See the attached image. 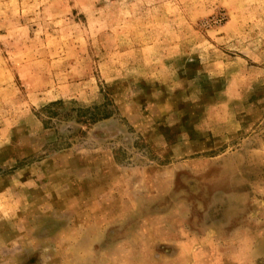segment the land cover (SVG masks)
Instances as JSON below:
<instances>
[{
    "label": "rangeland",
    "instance_id": "1",
    "mask_svg": "<svg viewBox=\"0 0 264 264\" xmlns=\"http://www.w3.org/2000/svg\"><path fill=\"white\" fill-rule=\"evenodd\" d=\"M0 264H264V0H0Z\"/></svg>",
    "mask_w": 264,
    "mask_h": 264
}]
</instances>
